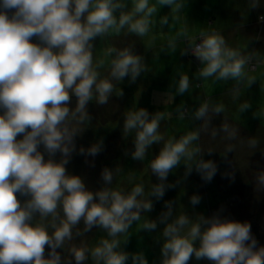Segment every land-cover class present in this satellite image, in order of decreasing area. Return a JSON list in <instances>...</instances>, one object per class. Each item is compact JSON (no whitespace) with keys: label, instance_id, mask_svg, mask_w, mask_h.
I'll return each instance as SVG.
<instances>
[{"label":"clouds","instance_id":"clouds-1","mask_svg":"<svg viewBox=\"0 0 264 264\" xmlns=\"http://www.w3.org/2000/svg\"><path fill=\"white\" fill-rule=\"evenodd\" d=\"M160 6H169L176 18L184 16L185 0H157L156 4L133 0L130 8L127 0H0V264H86L89 260L93 264H149L143 251L124 248L133 223L142 217L138 230L152 232L158 222L164 225L159 236L163 240L160 264H188L193 258L211 264H264V246L258 244L248 222L229 220L219 213L209 217L186 212L177 215L173 201L165 202L166 210L157 220L145 217L153 209V201L163 199L165 192L176 186L167 182V177L180 164L184 165V178L193 170L205 182L214 178L217 165L204 160V150L198 146L202 132L211 130L212 138L223 132L226 139H237L239 130L228 123L219 129L210 127L212 118L225 112V106L213 103L210 97L195 109L184 104L175 109L178 119L201 121L179 138L165 140L159 132L172 112L149 113L136 108L124 115L123 136L133 138V150L125 155L144 161L153 144L162 145L149 165L158 181L149 191L145 192L143 184L130 191L113 189L116 169L107 167L101 172L102 187L91 191L81 176L66 170L74 153L94 158L104 149L102 138L88 148H77L75 142L92 121L87 107L93 97L97 105H107L111 96H123L114 82L119 84L127 77L129 83H135L147 72L144 57L134 52L133 45L109 46L108 75L100 78L98 69L104 61L93 65V41L122 31L144 37L169 26L171 16L154 18ZM260 6V0H250L248 8ZM33 37L37 43L30 42ZM181 38V55H194L201 67L191 80L177 70L178 79L173 78L163 104L171 105L176 96L199 86L192 81L208 78L234 81L235 101L241 87L257 79L247 75L256 52L229 46L220 32L189 36L182 29L168 39L166 48L176 52ZM160 50L165 52V47ZM72 96L76 101L70 108ZM250 107L249 102L242 103L239 113ZM253 115L260 114L255 111ZM18 135L22 139L17 140ZM248 144L255 150L259 141L250 139ZM41 146L42 151L38 150ZM233 148L228 145L223 154ZM207 151L211 155L212 150ZM255 186L256 191H264V173L258 174ZM17 193L26 197L23 203ZM200 202L199 195L189 198L192 206ZM49 216L54 229L51 234L42 223H34L37 217ZM81 222L83 228L77 229ZM94 227L107 236L98 246L70 245L64 255L57 251Z\"/></svg>","mask_w":264,"mask_h":264},{"label":"rangeland","instance_id":"rangeland-1","mask_svg":"<svg viewBox=\"0 0 264 264\" xmlns=\"http://www.w3.org/2000/svg\"><path fill=\"white\" fill-rule=\"evenodd\" d=\"M132 2L133 0H127L129 8ZM249 2L250 0H185L184 16L180 15L179 18H176L177 14L174 11L171 12L169 6H160L154 18L159 20L161 16L167 15L169 18L171 16L169 26H164L160 30L154 29L144 37L122 31L119 34L112 32L110 36L104 38L97 37L93 41L95 46L93 65L95 66L100 60L104 61L103 67L98 69L101 73L100 78L108 75L111 58L106 55V48L109 46L123 48L133 45L134 52L144 57L147 72L141 74L135 83H129L127 77L119 84L114 82L117 91L119 88L122 89V97L113 95L107 105L101 106L96 104L94 96L88 104L87 111L92 116V121L76 137L77 148H88L93 141H96L99 130L103 126L102 134L104 132L106 134L101 137L106 135L108 138L105 154L107 158H111L109 159L111 162L106 166L100 162L105 160V154L103 159L99 155L94 158H85L92 162L88 163V169L83 173L84 177L87 175L84 182L89 190L96 191L102 187L101 172L105 167L116 169L111 185L113 189L123 188L130 191L137 184H143L147 192L153 183L158 182L157 178L150 173L149 165L153 157L159 153L162 145L153 144L144 161H136L130 155H125L126 151L133 150L132 136L127 138L123 136L124 115L129 110L145 108L149 113L172 112V118L162 122L159 129L160 134L164 135L167 140L173 136L179 138L201 123V121L178 119L175 109L182 104L189 109H195L210 97L213 103L225 106L223 114L212 118L210 127L219 129L223 123H228L239 130L237 139L228 140L223 132L215 138L210 135L211 130L202 132L198 146L204 150L202 157L204 160H212L216 163L218 170L214 178L211 182H205L195 170L184 178V165L180 164L167 177V182L174 183L176 186L168 189L163 199L154 200L153 209L145 213V217L157 220L161 212L166 210L165 202L173 201L177 215L186 212L190 216L202 214L209 217L214 213H219L229 220L248 222L251 224L252 234L258 244L264 246V191H256L255 186L258 174L264 173V19H260L264 17V0H260L261 6L255 10L248 8ZM156 3L157 0H150V4ZM182 29H186L189 36L198 35L201 31L215 30L225 37L229 46L241 49L246 47L249 52L255 51L256 60L251 70L247 71V75L257 79L250 86L241 87L239 98L235 101L232 92L234 81L214 82V78H208L192 81L193 84L199 86L190 87L183 96H176L173 104H163L164 93L169 90L173 78L178 79L177 70L187 74L191 80L201 67L196 57L190 54L181 55L180 49L184 47L183 38L178 43L176 52L173 53L166 48L168 39L176 36ZM30 42L37 43L38 40L33 37ZM161 47H165V52H161ZM75 101L76 97L72 96L68 106L74 107ZM245 102H249L251 107L239 113V106ZM98 111L99 113L106 112L108 116H113L116 120L107 125L98 120L100 117ZM255 111L260 114L259 117L253 115ZM117 129L119 134L114 133ZM19 139H22V135L17 136V140ZM250 139L259 141L257 149L253 150L249 146ZM228 145L234 146L233 152L223 154ZM38 150L42 151V146ZM207 150H212L211 155ZM117 151L120 156L118 158H116ZM56 159H59V153ZM75 163L76 161H70L66 165V170L70 174L82 177V172L76 170ZM194 194L201 197V202L196 206L189 203V198ZM16 195L17 199L23 203L26 197H21L19 193ZM143 219L144 217L133 223L126 245L133 252L143 251L149 264H160V247L163 240L159 239V236L164 225L158 222L157 229L152 232L138 230ZM50 222V216L43 219L37 217L34 221V223H42L51 234L54 229L50 226ZM82 228L83 223L81 222L77 225V229ZM103 238H107L106 233L94 227L86 235L66 242L63 250L58 249L57 251L62 255L67 254L70 245L87 246L91 249L98 246ZM47 252L46 245L45 256ZM86 264H93V262L89 260ZM188 264H211V262L196 261L193 258L188 261Z\"/></svg>","mask_w":264,"mask_h":264},{"label":"trees","instance_id":"trees-1","mask_svg":"<svg viewBox=\"0 0 264 264\" xmlns=\"http://www.w3.org/2000/svg\"><path fill=\"white\" fill-rule=\"evenodd\" d=\"M194 58H195V56L194 55H192ZM98 113H99V111H98ZM99 116L100 117H98V120H100L101 122H105V124H110L111 122H113L114 120H116V118L115 117H113V116H108L107 114H106V112L105 113H99ZM118 119V118H117ZM105 127V126H104ZM102 128H103V126L100 128V130H99V133H98V135H97V139H96V141L98 140V139H101L102 137V135H104V134H106V132H104V134H102ZM111 130V129H110ZM115 134H119V130L117 129L115 132H114ZM103 139V142H104V150L101 152V153H99L98 155H99V157L100 158H102L103 159V156H104V154L106 153V148H107V145H106V142H107V140H108V138L106 137V135L102 138ZM85 141V140H84ZM95 141V142H96ZM87 143V142H86ZM92 143H94V141L92 142ZM87 145V144H86ZM84 148H86V147H84ZM106 155L107 154H105V157H104V159L105 160H101L100 162L101 163H103L102 165L103 166H106V165H108L110 162H111V160H109V159H111V158H107L106 157ZM118 156H119V153H118V151H117V154H116V158H118ZM120 157V156H119ZM85 156H82V155H80V154H78V153H74L73 154V156H72V159H71V161L72 162H74V161H76V163L74 164V166H77L76 167V170L78 171V172H82V178L84 177V174L83 173H85L86 171H87V169H88V163H86V160L88 161V159H86L85 160ZM114 159L112 158V161H113ZM75 168V167H74ZM87 176V175H86ZM86 176L84 177V181H85V178H86ZM57 211L60 213V216L61 215H63L62 213V210H61V208L58 206V209H57ZM63 218V217H62ZM143 243V241L141 242V244ZM129 246V245H128ZM136 246H138V244H136ZM124 248H125V250L126 251H128V252H133L132 250H130L128 247H127V245H124Z\"/></svg>","mask_w":264,"mask_h":264}]
</instances>
